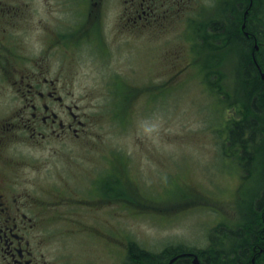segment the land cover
Instances as JSON below:
<instances>
[{"label":"flooded vegetation","instance_id":"1","mask_svg":"<svg viewBox=\"0 0 264 264\" xmlns=\"http://www.w3.org/2000/svg\"><path fill=\"white\" fill-rule=\"evenodd\" d=\"M194 1L198 4L193 5ZM203 1L67 0L71 16L49 24L47 0H0V93L6 104L0 109V264H132L133 251H140L134 253L140 257L148 253L142 264H264V84L258 91L249 80L252 69L264 80V34L243 29L244 23L259 25L249 14L255 0H214L221 13L225 4L232 11L245 8L241 37L247 39L241 45L238 34L229 35L234 48L244 52L238 69L242 81L236 83L232 114L225 118L227 128L232 121L234 130L244 126V135L233 137L231 145L227 129L224 138L238 176L237 225L219 232L231 236L230 263L224 262L225 252L191 246L156 251L128 240L123 227L128 201L125 157L112 162L108 152L107 161L94 163L88 174H79V184L73 188L61 178L50 183L47 175L54 172H47L43 163L31 158L32 151L21 148L26 144L30 150L87 134L91 104L73 91L74 82L64 77L66 66L53 72L51 56L78 52L107 58L111 55L107 42L142 48L145 35L159 37V27L182 25L186 32L193 21L220 30L226 25L222 16L208 18L201 12L202 4L213 0ZM35 15L38 23L33 27L30 19ZM228 21L235 27L239 20L234 16ZM184 38L189 40V33ZM33 39L40 43L38 47L32 45ZM102 87L106 97L94 104L103 105L99 112H105L101 114L110 127L125 129L129 110L141 100L142 84L116 71L102 79ZM217 89L222 94V88ZM97 113L98 108L93 115ZM49 149L59 153L60 148L51 145ZM119 167L125 169V181L118 175ZM252 167L260 170L256 184ZM75 241L83 248L96 243L104 249L106 260L95 263L92 253L74 247Z\"/></svg>","mask_w":264,"mask_h":264},{"label":"rangeland","instance_id":"2","mask_svg":"<svg viewBox=\"0 0 264 264\" xmlns=\"http://www.w3.org/2000/svg\"><path fill=\"white\" fill-rule=\"evenodd\" d=\"M66 1L47 0L49 24L55 18L71 16ZM202 5V14L222 16L226 25L217 30L214 25L193 21L186 32L182 25L159 27V37L145 35L142 48L107 42L111 46L107 58L78 52L51 56L53 72L66 66L64 77L74 82L73 91L86 96L84 103L91 104L87 107L91 115L87 134L30 150L26 144L21 148L32 151L31 158L43 163L47 172H54L47 175L50 183L61 178L66 187L73 188L79 184V174H88L94 163L107 161L108 152L112 162L125 157L122 167L127 171L128 201L123 227L128 240L156 251L191 246L225 252L232 259L231 236L219 234L237 225L239 216L235 195L238 176L224 140L225 118L232 114V106L228 111L224 108L232 104L236 83L242 81L238 69L244 52L228 43L230 34L224 33L234 28L228 17L235 16L239 20L235 27L242 29L245 8L232 11L225 4L221 13L214 0ZM251 11V21H258L264 34V0H255ZM33 17L30 23L34 27L38 17ZM187 33L189 40L184 38ZM39 44L32 40V45ZM116 71L142 84L141 100L131 107L126 128L121 130L109 126L106 115L101 114L105 112H99L103 105L94 104L106 97L102 79ZM3 97L0 93L1 110L6 108ZM51 145L59 147V153H51ZM125 169L117 171L122 181ZM251 174L256 184L260 170L252 167ZM74 247L92 253L95 263L106 260L104 249L96 243L83 248L75 241Z\"/></svg>","mask_w":264,"mask_h":264},{"label":"trees","instance_id":"3","mask_svg":"<svg viewBox=\"0 0 264 264\" xmlns=\"http://www.w3.org/2000/svg\"><path fill=\"white\" fill-rule=\"evenodd\" d=\"M247 24L248 25H246L245 30H247L249 32H254L256 34L261 31L260 26H255V25H252L251 23H247ZM213 28H215V27H213ZM226 31H227V33H224V34H231V33L234 34V35L238 34L240 36V38H241V40H238L241 45L243 44L242 41H244V40L246 41L247 40L244 36H242L243 38L241 37V35L243 33L242 29H239V28L237 29L236 27H234V28L230 27L228 30L226 29ZM228 43H232V42H228ZM244 49L246 51L249 50V46H245ZM251 65L252 64L250 63V67H251ZM247 70L249 71V69H247ZM245 74L247 75V73H245ZM249 80L255 84L256 89L258 91H261L260 86L264 84V80L261 79V77H260V75H259V73H258V71L256 69H252V74H251V77L249 78ZM263 96L264 95H261V97H263ZM226 100L227 99L225 98L224 99L225 104H227ZM231 106H232V104H230V103L225 105L226 108H230ZM227 130H228V141H229L230 145L232 144L233 137H235V136L239 137L241 135H244V132H243L244 131V126L242 124H240L238 127H235V130H234V122L233 121L229 123V127L227 128ZM135 252L139 253L140 251H133L132 252V258H131L132 264H142L143 256H147L148 253L144 251L143 252V256L141 255V257H142L141 258L139 255L135 256V254H134ZM226 258L227 259H225L224 262L230 263L231 258L229 256L228 257L226 256ZM173 264H179V263H173Z\"/></svg>","mask_w":264,"mask_h":264},{"label":"water","instance_id":"4","mask_svg":"<svg viewBox=\"0 0 264 264\" xmlns=\"http://www.w3.org/2000/svg\"><path fill=\"white\" fill-rule=\"evenodd\" d=\"M245 23L243 24V28H245ZM263 76H264V73H263ZM195 262H198L197 258H195Z\"/></svg>","mask_w":264,"mask_h":264}]
</instances>
